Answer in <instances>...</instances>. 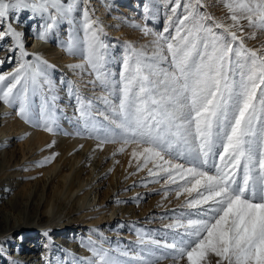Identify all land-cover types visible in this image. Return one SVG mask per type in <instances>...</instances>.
<instances>
[{"label":"snow or ice","instance_id":"obj_1","mask_svg":"<svg viewBox=\"0 0 264 264\" xmlns=\"http://www.w3.org/2000/svg\"><path fill=\"white\" fill-rule=\"evenodd\" d=\"M80 3L0 0V41L10 39L7 50L19 53L16 67L0 74V102L47 132L56 125L58 97L49 74L54 65L25 50L24 34L12 26L10 16L27 10L31 18L42 19L36 35L46 41L60 21L71 20ZM84 4L83 41L70 37L66 51L75 54L82 44L92 83L108 92L100 97L107 108L97 115L115 128H104L101 144L120 142V152L135 145L131 155L142 160L138 170L151 163L149 175H163L165 184L177 185V197L196 193L185 202L194 211L165 225L171 233L164 239L145 238L138 230L142 247L131 258L137 264H208L213 255L215 264H264V45L247 47L249 33L241 23L264 32V0H224L231 24L202 12L203 0H163L168 14L162 31L133 25L153 39L140 47L125 42L118 74L109 69L103 26L91 18L87 0ZM144 11H150L148 5ZM30 55L33 60H26ZM70 67L85 69V64ZM73 94L84 126L91 123L92 131H100L93 101ZM113 94L115 100L110 99ZM37 95L42 96L38 123L33 114ZM217 156L219 164L212 162ZM179 159L190 166L174 162ZM86 247L91 253L86 264H126L96 242L88 241ZM113 251L130 255L128 250Z\"/></svg>","mask_w":264,"mask_h":264},{"label":"rangeland","instance_id":"obj_2","mask_svg":"<svg viewBox=\"0 0 264 264\" xmlns=\"http://www.w3.org/2000/svg\"><path fill=\"white\" fill-rule=\"evenodd\" d=\"M203 3L205 7L201 8L202 12L209 13L225 24L232 23L228 19L229 12L224 6V0H203ZM145 5L150 9L148 13L144 11ZM84 6V0H81L80 7L72 14L71 20L60 21L49 33L48 39L40 40L39 45L46 44L58 52L59 48H66L70 37L83 41ZM87 7L91 18L98 20L103 26L102 38L110 45L109 69L117 74L121 70L125 42H131L136 47L149 45L153 36L144 35L140 28L147 27L153 32L162 31L168 14L163 0H87ZM10 21L17 31L23 34L25 31L29 33L23 35L25 50L28 52L32 49L31 52L35 53L37 49L33 48L31 31L32 28L39 30L42 25L40 18H31L29 11L17 10L11 14ZM241 23L245 25L244 31L249 33V36L245 37L247 47L260 48L264 45V32L249 28L246 21ZM133 25H140V28ZM252 33L255 34V38H251ZM10 44V39L0 41V59L5 61L0 64V74L10 72L16 67L19 53L7 51ZM5 52L9 54L6 55ZM67 53L78 61L84 60L82 44L79 52L70 54L67 51ZM52 54L53 52L50 53V57H55ZM25 59L32 61L33 57L30 55ZM46 61L54 65V68L49 69V74L55 84V94L58 97L54 108L55 131L47 132L42 127L36 126V123L26 122L17 115L15 107L5 106V110H10L7 111L9 116L7 114L5 120L6 129L11 128L12 131L17 127L28 129L25 130L26 132H23V128L21 132L20 129L19 132L16 130L20 135L10 138L9 144L6 145L7 156L0 164L2 181L0 182V192L2 191L0 216L1 220H5V216L9 220L6 229L3 223V228L0 225V249H2L0 264H86V258H90L91 255L82 256V253L88 251L86 247L88 241L96 242L98 245L100 243L86 236L88 230L80 229L82 219L67 227L63 233L58 228L57 231L48 230L52 224H61L65 220V207L71 208V206L73 208L81 206L76 210L75 217L88 213L89 209H92V213L105 209L91 220L96 223L99 221L96 228H104L105 234L98 239L106 237L110 252L126 264H137L131 257L142 247L138 244V230L145 234V238L151 236L164 239L165 233H171L165 225L172 223L181 213L194 211L187 208L185 202L195 197L196 193H192L190 197L185 192L177 197V185L165 184L163 175L155 177L149 175L148 169L153 167L151 163L138 170L137 165L142 163V160L138 161L131 155L135 145L125 146V151L120 152L118 150L122 146L120 142L101 144V138L105 136L104 128H115L109 121H104L103 117L97 115L98 111H105L107 108L100 97L108 95V92L99 82L92 83L94 75L91 74L86 63L82 62L85 64V69L74 70L76 71L74 75L61 64ZM85 78L83 84L76 85V79ZM114 79H118V75L114 76ZM74 92L82 98L93 101L92 115L96 118L97 128H100V131H92L91 123L88 128L84 126L85 121L78 111L79 105ZM110 99L115 100L116 95L113 94ZM34 100L33 114L38 123L42 96L37 95ZM2 105L3 103L0 102V106ZM108 112L110 115V109ZM37 131L47 132L50 136L49 139L38 140L40 147L32 146L31 142L35 137L33 134ZM64 138L78 142L73 149L62 154L58 152L57 144ZM53 156L50 162L43 163L46 158ZM174 162L183 163L186 167L190 166L187 159ZM212 162L219 164V157H214ZM95 171H101L100 176L94 175ZM91 176L94 177L93 181ZM177 179L180 184L184 183L179 177ZM97 184L98 188L95 187ZM52 205L54 216L51 215ZM118 208H122L123 215L117 214ZM113 209L116 214H113ZM36 213L42 215L37 216ZM57 214L58 218H55ZM49 220L53 223L48 222ZM11 226L17 228L15 233H9L7 230ZM19 241L21 244H18ZM17 244L18 248H16ZM33 249L35 253H32ZM115 249L128 250L130 255L121 257L118 252L113 251ZM32 255L39 256L37 260L43 262L38 263L30 259ZM216 259L218 258L210 255L208 264H215ZM160 264H173V262L164 260ZM180 264L185 262L181 261Z\"/></svg>","mask_w":264,"mask_h":264},{"label":"bare ground","instance_id":"obj_3","mask_svg":"<svg viewBox=\"0 0 264 264\" xmlns=\"http://www.w3.org/2000/svg\"><path fill=\"white\" fill-rule=\"evenodd\" d=\"M24 11H27V10H24ZM41 21H42V24H43V20L42 19H40ZM29 31V30H28ZM29 35V33L28 32H26L25 31V33H24V35ZM37 30H35L34 28H32V31H31V42H34V47L33 48H36L37 49V51L35 52V53H37V54H39L42 58H45L46 60H50V61H54V62H57V63H59V64H61V66H64L65 68H66V70H69V72L71 73V74H76V71H74V70H78V69H73V68H71L70 67V65H76V64H83V63H85V61L84 60H82V61H78V60H76V58H72L68 53H67V51H66V48L65 47H63V48H59V51L58 52H56L55 51V48H51V47H48V46H46V44H43V45H39V42H40V39H38L37 38ZM23 40H24V38H23ZM45 43V42H44ZM27 45V44H26ZM51 46V45H50ZM38 47V48H37ZM32 50V49H31ZM31 50H28V52L29 53H32L31 52ZM8 51V50H7ZM51 52H53V54L52 55H54L55 57H50V53ZM5 54L6 55H8L9 54V52L8 53H6L5 52ZM2 57V56H1ZM0 60H3L2 58L0 59ZM83 62V63H82ZM10 71H12V70H10ZM68 71H67V73H69ZM4 73H7V72H4ZM85 80H86V78L85 79H76V85H80V84H83L84 82H85ZM5 106L6 105H2V106H0V164H1V161L3 162L4 161V159H5V156H7L6 154V150H7V147H6V145H8L9 144V142H10V138H12V137H15V136H17V135H20V133H18L19 131V129H20V132H21V130H22V128H23V132H26L27 131V127H17L15 130H10L11 128H9V129H6V127H7V125L5 124V120H6V116H7V114H8V116H9V111L10 110H5ZM8 111V112H7ZM12 117V116H11ZM14 121H16V120H14ZM17 125H19V124H17ZM18 132H17V131ZM26 130V131H25ZM29 130H30V128H29ZM31 131H33L32 129H31ZM22 132V133H23ZM14 134V136H12ZM33 136H35L33 139H32V146L34 145H36V146H38V147H40L39 146V141L38 140H40V139H42V138H50V136L49 135H47V132H39V131H37L36 133H34L33 134ZM30 140V139H29ZM28 142V141H27ZM77 142H78V140H69V139H62L61 141H58V144H57V150H58V152H60V153H62V154H65V153H67V152H69V150H71V149H73L74 147H75V145L77 144ZM29 143V142H28ZM30 145V144H29ZM27 148H28V146H27ZM33 149H35V148H33ZM17 163V162H16ZM14 165H16V164H14ZM94 170V169H93ZM91 173H92V171H91ZM100 173H101V171H99V172H97V171H95L94 172V175H99L100 176ZM98 176V177H99ZM92 178H91V180L93 181V176H91ZM9 181V180H8ZM0 182H2L1 180H0ZM5 182V181H4ZM6 184V183H5ZM95 184V183H94ZM93 184V185H94ZM99 184V183H98ZM98 184L95 186L96 188H98ZM2 185V184H1ZM9 185V184H8ZM3 186V185H2ZM4 187V186H3ZM2 192V191H1ZM0 192V193H1ZM13 198V197H12ZM14 200H15V198H13ZM13 199H11L12 201H13ZM4 200V199H3ZM3 200H2V202H3ZM11 201V202H12ZM10 202V203H11ZM101 205H103V204H101ZM7 206V205H6ZM13 206H14V204H13ZM80 208H81V206H79ZM79 207H72L71 206V208L70 207H65V211H66V214H65V220L61 223V224H58V223H56V224H52L49 228H48V230L49 231H57L58 229L59 230H61V233H63V232H65V229L67 228V227H70L73 223H75V222H78V220L79 219H82L81 221H80V229L82 228L83 230H88V231H86L87 233H86V236L87 237H90V238H92V239H94V240H98L97 242H99L100 244L99 245H101L103 248H105V249H109V245H108V242H107V239H106V237H103V238H101L100 240L98 239L101 235H104L105 234V231H104V228H96L95 226L96 225H98V223H99V221L96 223L95 221H91L92 219H94V217H97V216H99L101 213H103L104 212V210H96L97 212H91V210L92 209H89L88 211V213H85V214H81V215H79L78 217H75L74 216V214H76L77 212H76V210H79L78 208ZM101 207V206H100ZM97 208H98V206H97ZM54 210V206L52 205L51 206V215H53L54 216V213H53V210ZM58 209V208H57ZM63 209V208H62ZM119 209V212L117 213V214H119L120 216L121 215H123V214H121V212L123 213V210H122V208H118ZM115 209H113V214H116L115 213V211H114ZM59 212V211H58ZM99 212V213H98ZM107 212V211H106ZM97 213V214H96ZM49 214H50V212H49ZM99 214V215H98ZM35 215H37V216H41L42 214H35ZM45 215V214H44ZM62 215V214H61ZM120 216H118L119 217V219H120ZM5 220H1V216H0V225H1V227L3 228V226L5 227V226H9V225H7V222H9V220H8V218L5 216ZM55 218H58V214H57V216L55 217ZM96 219H98V218H96ZM118 219V218H117ZM41 221V220H40ZM97 221V220H96ZM114 221V220H113ZM48 222H51V223H53V221H48ZM2 223H3V226H2ZM91 223H94V224H91ZM116 223H117V221H116ZM7 227H5V229L7 228ZM58 228V229H57ZM5 229H3V230H5ZM79 229V230H80ZM7 230H9V233H15V231H17V228L15 227V226H11V227H9ZM6 231V230H5ZM20 239H22V238H20ZM55 242H56V240H54ZM6 242V241H5ZM21 244V241H19L18 242V244ZM22 243H23V241H22ZM17 244V245H18ZM69 244V243H68ZM30 245V244H29ZM23 247V246H22ZM13 251H15V250H13ZM12 251V252H13ZM34 252V249H33V251H32V253ZM35 253V252H34ZM79 253V252H78ZM22 254V253H21ZM37 254V253H36ZM36 254H34V255H36ZM20 255V254H19ZM34 255H32L31 257H30V259H33L35 262L36 261H38L37 260V258H39V256H35L34 257ZM89 255H91V253L89 252V251H86V253L84 252V253H82V256H89ZM28 257H29V255H27ZM42 258H43V256H42ZM45 258V257H44ZM31 261V260H30ZM41 262H43V260H40V261H38V263H41Z\"/></svg>","mask_w":264,"mask_h":264}]
</instances>
